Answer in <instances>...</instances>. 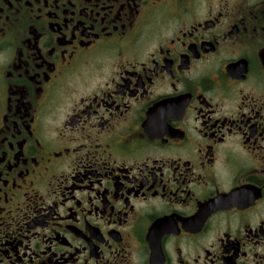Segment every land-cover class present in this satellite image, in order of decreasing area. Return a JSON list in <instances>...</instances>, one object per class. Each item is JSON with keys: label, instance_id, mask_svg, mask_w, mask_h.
<instances>
[{"label": "flooded vegetation", "instance_id": "flooded-vegetation-1", "mask_svg": "<svg viewBox=\"0 0 264 264\" xmlns=\"http://www.w3.org/2000/svg\"><path fill=\"white\" fill-rule=\"evenodd\" d=\"M0 264H264V0H0Z\"/></svg>", "mask_w": 264, "mask_h": 264}]
</instances>
